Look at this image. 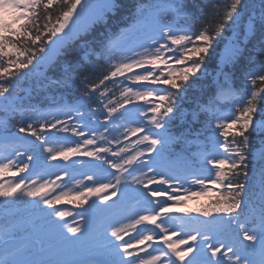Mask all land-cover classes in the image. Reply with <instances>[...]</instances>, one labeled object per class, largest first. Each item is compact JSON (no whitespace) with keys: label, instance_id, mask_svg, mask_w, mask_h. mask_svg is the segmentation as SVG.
<instances>
[{"label":"snow or ice","instance_id":"1","mask_svg":"<svg viewBox=\"0 0 264 264\" xmlns=\"http://www.w3.org/2000/svg\"><path fill=\"white\" fill-rule=\"evenodd\" d=\"M118 7L116 0H105L101 10H94L91 0H0V99H16L15 84L29 76L43 81L41 89L46 85L76 88L75 100L67 105L63 101L52 105L60 110L55 114L31 104H0V108L5 113L10 107L13 112H31L15 126L16 131L33 137L31 147L46 152V161L88 157L98 162L95 166L100 176L87 175L92 186L84 185L75 191L78 206L88 204L93 195L102 201L116 196L122 177L125 190L131 187L136 193L141 209L127 218L128 223L110 225L104 230L108 259L95 264H264V108L258 107L264 103V87L256 88L258 82L264 85V60L259 69L244 71L248 87L237 89L229 83L237 66L245 61L253 40L258 41L254 45L256 55L264 58V0L260 12L249 14L246 20L242 16L247 8L245 0H223L222 8L212 3L209 19L203 18V4L186 0L173 13L165 12L156 18L154 26L143 35L134 38L128 29H121L101 41L98 48L93 47L85 37L95 25L106 23L107 13L114 14ZM137 13L143 18L145 7L137 5ZM197 23L203 26L197 28ZM242 23V33L234 32L235 38L228 42L229 55L224 66L216 63L223 82L217 77L211 102L198 104L192 112L193 122L201 114L210 117L205 132L197 133V138L204 135L198 156L193 164L180 170L167 166L169 146L184 138L183 133L175 135L170 130L174 119L186 116L179 101L190 89L200 87L205 62L210 60L209 54L225 29ZM61 57H66L60 67L61 75L47 76L46 70L60 63ZM97 71L102 72L98 82L91 77ZM107 82L119 90V98L113 96L105 103L110 91ZM220 100L228 101L230 106L216 107ZM138 102H143L141 108L148 105L139 112L146 123H136ZM96 104L102 105L103 110ZM128 105L134 106L133 112L128 111ZM61 115L65 118L61 119ZM53 130L65 134L60 147L51 146L59 143L53 141ZM117 133L125 140L138 138L131 141V148L119 147ZM0 134H7L5 139L12 135L7 122ZM253 135L261 137L260 147L252 143ZM113 145L117 146L115 150ZM133 148L135 151L126 155ZM25 154L26 161L16 159ZM34 159L27 149H13L11 155L0 159V177L8 172L15 177L28 171ZM250 166L254 176L251 189ZM68 175L65 169L50 180L41 177L37 170L28 180L0 179V202L32 198L37 205L51 210L46 212L51 229L58 231L64 241L74 243L83 235L84 227L75 220L72 225L61 224L72 213L57 207L72 195L57 183ZM76 183L79 185L80 181ZM58 188L59 194H54ZM101 193L105 195L100 196ZM209 194L214 197V206L194 210L205 218L200 226L183 225L188 228L183 233L185 238L173 240L181 232L174 227L169 229L171 214L188 213V200ZM93 207L100 206L93 202L89 208ZM77 215L81 221L86 219ZM145 222L152 227L137 228ZM37 243L43 251L44 241ZM154 244L162 246L153 248ZM25 251L9 248L5 241L0 247V264H72L51 258L21 259ZM257 255L259 260L255 259Z\"/></svg>","mask_w":264,"mask_h":264},{"label":"trees","instance_id":"2","mask_svg":"<svg viewBox=\"0 0 264 264\" xmlns=\"http://www.w3.org/2000/svg\"><path fill=\"white\" fill-rule=\"evenodd\" d=\"M186 0H116V3L119 7L115 10V13L112 12L107 13L105 19L106 23H101L95 25V27L90 31L89 35L85 37L89 41L92 42V46L98 48L99 43L104 41L107 37H110L116 33H118L121 29H129V27L135 22L137 19V5H142L145 7L146 12L150 10L164 8L169 14L173 13L176 8ZM198 3L204 5V19H209L208 12L210 10V6L212 3L219 5L221 8L223 6V0H197ZM245 4L247 5L246 10L242 13L244 19H247L249 14L259 13L261 10V0H245ZM197 15H200L198 12ZM183 23V21H181ZM203 25L197 23L196 27L200 28ZM243 31V23L236 26H229L225 29L223 36L214 44V50L210 52V60H206L204 65L205 74L202 76L201 81L198 83L200 87L196 90H189L186 95H183L182 99L179 101L180 107L182 111L186 114L184 119L176 118L172 121L170 125V130L175 135H180L183 133L184 138L169 146L166 155L170 156L172 154H179L187 159L195 160L194 153L201 145L204 143V135L201 134L197 138V133H204L205 130L209 127V120L205 114H201L199 120L197 122L192 121V112L196 109L198 104L202 103H210L212 97L216 91V78L219 77L220 81L223 82L224 77L220 76V74L216 71V63L219 62L220 66H224V60L229 55V44L228 42L231 39H234L233 33L235 32L237 35L241 34ZM258 41L253 40L252 43L248 45V51L246 53V59L242 62L241 65L237 66V70L234 71V74L229 80V83L237 89L246 88L245 79H244V71L259 69L261 67V61L264 58L259 57L255 53L254 45H256ZM254 57L253 60H249L247 58ZM66 57L60 58V63H58L55 67L49 68L46 70L47 76L49 77H59L61 75L60 67L63 63V60ZM103 63V61H101ZM92 80L98 82L99 78H102V72L97 71L91 74ZM43 81L29 76L27 79H21L18 83L15 84V91L13 93V97L16 99L10 101H4L0 99V104H9L11 106H15L17 104L24 105L27 107L31 104L36 109L43 111L49 107H52L53 104H59L61 101L65 105L69 102L76 99V88L75 85L70 87H48L47 85L41 89L40 84ZM107 87L109 88V95L104 98V102L106 103L108 99H111L115 96L117 99L119 98V90L113 86L111 82H107ZM264 87V85L257 84L256 88L259 89ZM98 96V93L96 94ZM96 107H100L102 109V105L96 104ZM129 106V105H128ZM127 106V107H128ZM230 106L229 102L226 100H220L216 107L221 109H226ZM259 108H264V103L258 104ZM123 111V110H121ZM31 115V112L24 113L23 110L13 112L11 107L5 113L3 108H0V128L5 125L7 122V126L9 131H16V125L23 120H26L28 116ZM62 116V115H61ZM51 119V117H49ZM257 119H259V113L257 114ZM215 125V121H211V126ZM53 132H56L53 130ZM18 133V132H17ZM20 136L25 138L34 139L33 137L25 136L23 133H18ZM252 143L256 147H260L262 140L258 135L252 136ZM254 179L252 166L249 169V188H252V181ZM247 201V197L245 198ZM11 203L5 204L4 207L11 206ZM215 204L214 197L209 195H202L200 202H195L196 209H205L213 207ZM2 219H5V215L1 216Z\"/></svg>","mask_w":264,"mask_h":264},{"label":"rangeland","instance_id":"3","mask_svg":"<svg viewBox=\"0 0 264 264\" xmlns=\"http://www.w3.org/2000/svg\"><path fill=\"white\" fill-rule=\"evenodd\" d=\"M91 3L93 4V8L94 10H101L103 9V6L105 4V0H91ZM159 15L157 14H154V16L151 18V20L155 21L156 18H158ZM149 27H152V25H150ZM135 120H136V123H146V119L145 117L143 116H140L139 114L136 115L135 117ZM132 126H136V124H132ZM138 137H132L131 140H136ZM131 140H127L125 142V145H128L129 148L132 147L131 145ZM53 141H57V140H54ZM58 142V141H57ZM63 142H59V143H52L51 146L53 147H60L61 144ZM17 147L16 149H18L19 151L23 152L27 145H25V143H16ZM48 145H45V147H47ZM2 150H6L7 151V156L11 155L12 154V151L13 149H6L5 147H3L2 144H0V151ZM135 151V149H132ZM43 151V150H42ZM44 157L47 156V153L44 152L43 154ZM6 156V157H7ZM5 158V156H1L0 155V159H3ZM18 161L20 159V157H17L16 158ZM39 159H34L35 162H37ZM61 159H58L56 161H48L51 162L49 164L45 163L47 166L46 167H41V168H38V169H34L32 172L30 173H33L37 170L40 171L41 174H45V172H49L50 170L54 169L56 166L54 165V162H59L61 163ZM43 164V165H45ZM81 170L85 171V172H88V173H92V169H88L85 165L81 164ZM14 170V168L12 169V171ZM127 174H125L126 176ZM10 176V178L8 177ZM71 176L73 177L74 175L70 174L68 175L64 180L62 181H57L58 184H60L62 187H63V190L64 191H72L74 192V190L76 191V187L74 189V187H72V185H70L71 183L68 182V177ZM0 179L4 180V181H12V180H15V178L13 177L12 175V172H8V173H5L3 175V177H0ZM130 177H128V180L130 181ZM71 180H75L77 182L78 179H76L75 177H73ZM80 180V179H79ZM111 180V179H109ZM124 181V179H123ZM125 183V182H124ZM132 187H136L135 185H133ZM61 189H57L56 190V193L54 194H59V191ZM132 192V193H131ZM117 193L120 195L117 197L114 196V197H111V199L107 200L108 203H110V200H112L111 202H114L113 205H105V202L107 201H102L100 199L99 196H91L89 198V201H88V204H85L88 208H89V205L93 204V202H95V204L99 205L100 207L99 208H89L90 211L93 210V213H96L95 218H103V220L99 221L96 219V221L93 223V228H95L93 231H90L89 233H86L84 231V234L83 236L86 237L87 239V242H85L84 244H80L79 242H77V245L74 247V248H65V249H61V247H59L60 243L62 242L61 241V238H60V233L58 231L54 232L50 225L47 226V228L45 229L44 232H40L39 229H36V230H30L28 232H31V238H27L28 236H22V235H19L22 231V227H20L21 225H18L20 223H23L24 225L26 224H37L36 222V219L41 215V213H39L42 209H45V206L44 205H37L36 203H34L33 201H31L29 204L31 205L32 208H35L36 209V212H33L31 213V215H29L28 217H25V218H22L24 220H22L19 216H16L15 219L12 221L13 223V226H16L18 229L14 231L13 234H17V237L15 239H9V240H6L5 238H3V236H1L0 234V247H3L4 246V242L7 241V246L9 248H17L18 246L16 244H19V243H23V242H26V240L28 241L27 244H32L33 242V247L30 246L31 249L29 251V248L28 246L25 248L27 251L24 252L23 255H21V259H60V260H66V259H71V260H75L78 258H82L86 255H92L93 257H101L103 258L102 256H104L106 259H108V256L105 254V251H104V248H105V240L103 238V233H104V230L109 228L110 225H117V226H120V224L122 223H128V217H130V211H129V204L128 201H132L133 199H135L136 197V193L132 191V188L129 187L125 190V187H123L122 191L119 192L117 190ZM122 193V194H121ZM128 193V194H127ZM75 194V192L73 193ZM107 194H110L107 193ZM105 195V193H101L100 196H103ZM71 198V197H74V196H71L69 195L68 198ZM200 197V196H198ZM115 199V200H113ZM192 200V199H191ZM191 200H188L187 201V205L188 206L190 203H191ZM19 202V199H16L14 201V204L15 206L18 204ZM0 204H3V202H0ZM109 207V209H107ZM20 212H24V209H21ZM26 212V211H25ZM117 212V213H115ZM173 215H175L179 221H183L184 220V214L183 212H175L173 213ZM19 220V221H18ZM122 221V223H121ZM172 222V221H171ZM185 222V220H184ZM186 225H188L189 227H197V225H194V223L192 222H188L186 223ZM173 226L171 224H169V229H172ZM101 234H100V233ZM89 237V238H88ZM181 238H185V237H181L180 235L179 236H175L173 237L172 239L173 240H179ZM39 240H43L44 241V250L41 251L40 249V245L39 243H37V241ZM185 246H181V248H183ZM39 249V252L38 253H35L34 251L35 250H38ZM257 258L259 260V256L257 255Z\"/></svg>","mask_w":264,"mask_h":264},{"label":"water","instance_id":"4","mask_svg":"<svg viewBox=\"0 0 264 264\" xmlns=\"http://www.w3.org/2000/svg\"><path fill=\"white\" fill-rule=\"evenodd\" d=\"M6 135H1L0 137H5Z\"/></svg>","mask_w":264,"mask_h":264}]
</instances>
